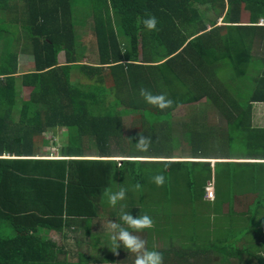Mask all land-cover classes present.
I'll return each instance as SVG.
<instances>
[{
    "label": "trees",
    "instance_id": "trees-1",
    "mask_svg": "<svg viewBox=\"0 0 264 264\" xmlns=\"http://www.w3.org/2000/svg\"><path fill=\"white\" fill-rule=\"evenodd\" d=\"M9 1L0 0V12L3 13L0 16V264H99L101 259H105L99 253L104 251L111 253L107 258L113 264H134L135 254L126 251L124 256L114 257L116 253L110 250L113 248L111 242L100 241L109 235L91 233L89 227L86 233L89 234L92 251H76L75 260L70 259L73 253L70 255L71 252L64 246L46 239L41 232L63 236V232L73 228L76 218L97 217L100 209H104L98 200L105 188H111L115 166L147 163L130 159L121 162L105 158L52 159L49 155H42L48 157L42 158L40 154H34L35 150L45 152L43 147L47 149L49 145L48 141L44 143L45 138L40 137L52 129L61 126L73 129L76 123H81V137L85 142L79 141L71 147L74 143L71 140L67 149L62 148V154L57 156L112 157L108 152L112 141L118 143L121 140L123 143V116H159V123L148 124V128L152 132L159 129L157 155H160L164 152V140L172 130L170 119L173 111L180 105H189L201 98H206L222 116H226V126L243 131L247 138L244 152L248 153L237 158L255 162H219L214 168L216 173L217 165L225 164L230 168L233 163L237 164L230 170L226 169V180L249 181L254 188V197L242 199L247 204L246 213H235L247 216L249 229L258 225L259 230L264 232V212L260 213L264 207V162H259L264 160V145L262 150L257 148L259 143L264 142V128L251 125V101L248 97L251 93L235 99L233 95L237 93L230 91L233 85L224 83L229 66L234 68L236 77L243 78L256 64L251 51L264 45V27L254 24L264 18V0ZM206 5L205 10L213 13V18L209 19L199 11L198 6ZM22 11H25L23 15ZM11 13L19 16L18 20L22 22L18 30L8 28L9 24L5 23L4 17L11 16ZM146 13L157 17L158 31L143 28L140 20ZM245 13L248 15L247 22L242 23L241 16ZM89 17L94 22L98 58L84 65L78 59L81 54L73 40V25L78 23L81 27ZM218 19L221 21L217 25ZM256 41L261 44H255ZM24 52L33 55L31 72L20 74L17 57ZM61 52L66 62L60 66L57 58ZM257 60L262 64L257 76L253 77L252 95L256 100L252 101L264 102V57ZM72 69L80 72L82 83L75 85L68 82ZM141 88L153 94L166 93L173 101L172 106L159 110L147 104L140 95ZM230 93L233 95L228 97ZM39 100H42L41 111L36 109ZM116 109H120L119 112ZM14 116L18 117L17 121H14ZM89 138L94 140L90 145L98 148L100 155L83 152L81 146L89 147ZM226 141H231V137L227 135ZM70 147L73 152H69ZM123 151L119 155L123 159L134 155ZM197 151L204 152L201 148ZM226 154L232 157L228 152ZM152 164H159V174L165 175L159 193L155 194L156 184H149L148 177H144V182H136L137 175H134L132 187L137 190L148 188L149 195L152 193L159 201V209L169 208L173 203L169 186L180 179L181 168L193 162ZM21 168L31 175L27 178L21 176ZM211 172L210 169V176H205L200 182L198 174L188 171L195 174L187 175L189 184L193 182L191 179L199 180V191L196 198L192 197L190 209H195V202H203V185L210 179ZM220 195L221 190L215 183V199L208 202L210 206L220 201L227 202ZM147 197L146 206H152ZM250 205L252 208H249ZM143 210L142 215L151 217L153 227L138 232L129 231L143 239L146 247L161 252L165 264H177V259L183 256H190L192 261L197 255L202 256L194 236L191 237V244L196 249L188 251L190 245L175 246L178 240L173 236L177 235L175 230L178 225L166 220L164 213L158 214L159 234L154 233L155 216L145 208ZM130 214L133 217L139 215L138 211H131ZM257 216H261L258 221ZM195 220L193 217V222ZM121 225L128 227L123 222ZM6 227L11 229V234L2 233ZM257 231L254 230V233ZM93 239H96L95 244ZM164 240L169 241L170 248L156 247ZM225 244L227 242L223 241L222 246ZM234 253L241 256L239 250ZM200 260V264L214 262L211 257L208 262H204V257ZM219 261L228 264L226 258L220 257ZM180 263L193 262L187 259Z\"/></svg>",
    "mask_w": 264,
    "mask_h": 264
},
{
    "label": "rangeland",
    "instance_id": "rangeland-1",
    "mask_svg": "<svg viewBox=\"0 0 264 264\" xmlns=\"http://www.w3.org/2000/svg\"><path fill=\"white\" fill-rule=\"evenodd\" d=\"M205 7H208V5L199 6L198 8L201 9L199 11L204 12L206 17H208L209 19L213 18L214 14L207 12L205 10ZM24 13L25 11H22L21 15H23ZM2 14L3 13L0 12V16H2ZM247 18V13L243 14L241 16V22L246 23ZM18 19L19 16L16 17L13 13H11V16L4 17L5 23L9 24L8 28L17 30L20 26H22V22ZM220 21L221 20L218 19L217 25L220 24ZM73 26V40H75L76 50L80 52L79 54H82L81 56H83L79 58V61L81 64L89 65V62L94 61V58L97 57L94 56V54H96L94 52V49L90 47L92 44L94 45L93 19L91 17L87 18L84 21V25H82L81 27L78 23H74ZM256 53L257 57L262 56V54L264 53V45H260V49L257 50ZM32 58V54L30 55L27 52H24L18 55L17 61L20 64L32 65ZM57 59L60 66L64 65L66 62L63 52L58 54ZM261 64L262 62L256 60V64L251 68L256 76L261 70V68H259ZM216 70L217 69H215V72H217ZM18 71L22 70L18 69ZM226 71L227 73L225 74L227 76L224 78V83H226L228 86L232 83H236V87L231 88L230 91L235 92L240 96H247L251 91V89L249 88L251 86L250 81L238 80V77L237 79L233 78V76L235 77V70L232 65L229 66ZM79 75L80 72L78 73L76 69L70 70L68 82L75 85L82 83ZM248 78L252 81V84L255 83L253 77L248 76ZM200 93L202 94L203 91H201ZM36 109H39V111L42 110V100L37 101ZM251 109L255 115L253 123V119L251 120L252 127L255 128V125H257V127H264V108H257L254 106V109L253 107ZM119 110L120 109H116L115 111L119 112ZM206 115L208 116V118L204 120V122L206 123L202 124V120H199L201 125L197 127L198 123L196 119H194L192 121V124H189L187 126L192 118H197L198 116L200 119H202ZM121 121L123 143L121 142V140H118V143L112 141L110 149L111 152L109 153H112L114 156L120 155L121 150H124V153L134 155H149L159 153V130H155V132H152L148 128V124L154 122L159 123V116H148L147 118H143V116L141 117L138 114H130L127 116H123L121 118ZM140 121L142 122L139 126ZM226 122L227 119L222 116V114H220L217 109L211 106L206 98H201L198 102L195 103L192 102L189 106L179 107L172 113L171 124H175L171 126L172 130H169L170 136L165 135V137L168 136V138H166L167 140H164L165 147H163V151L166 153L171 152V154H181L182 152L186 154H193L194 152L202 148L203 143L197 140V133L193 134L191 132V125L193 130L196 131L197 129L199 134L201 132V135L207 132L208 139L204 145V152H228V155L232 157H241L246 155L248 152L244 151H246L245 144L247 142V138H245V136L243 135V131L239 129H233L231 127L229 128V126H226ZM185 124L186 127L184 128ZM137 126L139 127L137 128ZM48 132V134L43 133L42 137H40V139L45 138L46 140L44 141V143L48 141L47 144L50 145V147L48 148L50 149L48 151L49 153H46H48L49 156L62 154V141L63 143H65L66 141V137L63 135L65 133L64 130L58 129L56 132H54V134H52L51 130ZM224 133L225 136L223 137ZM227 135L231 137V141H226ZM141 136L148 138L149 148L145 152L138 151L134 144ZM52 137L55 138L52 139ZM214 138L217 139V141H212V139ZM93 141L94 140L91 138L88 139L89 147L92 146L90 144L94 143ZM263 145L264 142H261L257 145V148L262 150L261 146ZM247 146L249 145L247 144ZM81 147H85V145H82ZM45 149L46 147H43V150ZM37 151L38 150H35V155H39L40 152ZM69 152H73V150L70 148ZM83 152L93 155V152H97V148L93 146L92 151V148L88 149L87 147H85L83 149ZM118 159L120 158L114 160L117 161ZM236 165V163H233L231 167L229 166L230 168H228L225 164H222L220 166L217 165L218 168L216 173L218 174L215 173V168L212 169L211 176L213 177L214 181L216 177L217 182L215 183L221 190L220 196L226 198L227 202L225 203L220 201L217 205H211L208 208L205 207L206 205L204 202L198 201L195 202V209L193 210L190 209V202L192 200V197L196 198V195L199 191V189L197 188L199 180H194L195 178L191 179L193 180V182L189 184L187 181V175L198 174L201 182V180L205 176H210L209 167H206L203 164L194 163L186 164L184 167H182L178 175L180 179H177V181H175L173 185L169 186V188L171 189L169 196L173 197V203L169 206V208L163 207L162 209H159V201L154 197L152 193L151 195H149L148 188H141L140 190H137L136 188L132 187L133 181H135L134 175H137L136 182H144V177H148V179L152 180L153 176L159 174V164L135 163V165L129 166L125 163H122V166H115L113 170L111 189L113 191H118L121 187H124L127 191L126 197L123 201L118 202L116 207L113 208L109 207L106 203H102L100 198L98 201L102 203L104 209H100L101 211L99 212V215L97 217L93 219L76 218L75 220H73V228L68 232L67 230L63 232V234H65L63 236H59L57 233L43 234V232H41V235H44L46 239H51L57 242L59 246H64L65 250L71 252L70 255L73 253V256L70 259L75 260L76 251H92L91 247L89 246V234L86 233L87 227L91 228V233L110 235L111 233L108 229V221L117 220L116 222L121 224L122 221L120 220V214L122 211H129L130 213L131 211L134 213H137L138 211V213L142 215V211H144L143 209L145 208L148 213L151 212L155 216L154 225H156V227H154V233L159 234V213H164L166 215V220L174 221L176 225H178L175 230L177 235L175 237L173 236V239L178 240V244L175 245L172 242L175 246L180 244L181 247L190 245L189 247H187L188 251H191L189 249H196V247L191 244V241H193L191 240V237L194 236L196 245L198 246V249L200 250L202 256L205 258L204 262H208V258L210 256L214 260V262H211V264H223L219 261L220 257L226 258L228 260V264H253V262L257 264V259L262 263V261H264V232H261L259 230L258 225H256L255 228L249 229L248 225L250 221L247 216L245 214L243 216H240L238 213H235L237 211L246 213L247 204L242 199H253L254 196L252 192L254 191V188L249 185V181L246 182L242 179L240 182L226 180V169L228 168L230 170ZM188 171H194L195 174L188 173ZM207 184L208 183L203 185L204 188L207 186ZM155 187L157 189L155 191V194L159 193V186L155 185ZM146 196H148L147 200L152 206H146ZM262 198L263 197L261 196V199ZM249 208H252V205H250ZM262 212H264V207L261 208L260 213ZM261 216H257L256 221H258ZM193 217L196 219L194 222ZM256 229H258V231L254 233V230ZM11 232L12 231L9 227H6L2 230V233L6 235L11 234ZM231 240H234L235 242H231ZM93 241V244H95L96 239H93ZM100 241L111 242L109 240V236L101 238ZM223 241H226L227 244L222 246ZM164 242L167 243V245ZM164 242L160 241L159 246H155L161 249H167L171 247V244L168 243V240H164ZM173 250L174 248L172 247L171 251ZM237 250L241 251V256H238L234 253ZM126 251L127 249L123 248L117 249L116 255L113 256H118L120 258L124 256V253ZM232 252L234 254L233 256L228 255V253ZM212 254L219 258H214ZM99 255L105 257V259H101V263L99 264H113L110 262V259L107 258L108 255H111V253L104 251L99 253ZM60 258H62L61 255ZM181 259L182 257L177 259L176 263L181 264L179 262V260ZM193 260L194 261L192 262L194 264H200L198 261L200 260L199 255H197V257H195Z\"/></svg>",
    "mask_w": 264,
    "mask_h": 264
},
{
    "label": "clouds",
    "instance_id": "clouds-1",
    "mask_svg": "<svg viewBox=\"0 0 264 264\" xmlns=\"http://www.w3.org/2000/svg\"><path fill=\"white\" fill-rule=\"evenodd\" d=\"M260 19H263V18H260ZM260 19H258L257 23H255L254 25L259 26V27H264L263 25H259ZM140 23L142 24L143 28L146 30L158 31L157 17L152 14L146 13L145 16L141 18ZM140 95L143 97L144 101L147 104H150L158 108L159 110H165L167 108H170L173 103V101L170 98H168L166 93L153 94L150 90L141 88ZM134 144L136 146V149L141 152H145L149 148L148 138H145L143 136H141L138 139V141ZM48 157H52V156H48ZM69 158L79 159V160L95 159L94 157H83V158L69 157ZM259 162H264V160L259 161ZM152 182H154L157 186L163 185L165 182V175L161 173V174H157L153 176ZM208 182L213 183L214 194H215V181L213 180L212 176L210 177L209 180H207L206 183ZM126 191L127 190L124 187H121L118 191H113L111 188H105L103 192L101 193V202L106 203L109 207L114 208L116 207L118 202L123 201L125 199ZM204 195H205V191H204ZM204 199L209 202H212L214 201L215 196L212 200L206 199L205 197ZM120 220L124 224H126L128 227L125 228L121 224L113 220L108 221V229L110 230V233H111L109 235V240L111 241V244L113 245L112 252L116 253L117 249H120V248L127 249V252L135 254L134 264H163L164 258L161 252L155 249H150L146 247V242L143 239H140L137 235H134L132 234L131 231H129V229H132L133 231L138 232L144 229L152 228L153 221L151 217L148 216L147 214H144V215L139 214L138 216L133 217V215H131L129 211H122L120 214ZM253 264H255V262H253ZM257 264H261L259 260Z\"/></svg>",
    "mask_w": 264,
    "mask_h": 264
},
{
    "label": "crops",
    "instance_id": "crops-1",
    "mask_svg": "<svg viewBox=\"0 0 264 264\" xmlns=\"http://www.w3.org/2000/svg\"><path fill=\"white\" fill-rule=\"evenodd\" d=\"M199 7V6H198ZM264 19V18H263ZM93 34H94V28H93ZM93 41H94V45L92 44L90 47H92L93 49H94V52L96 53V54H94V56H97V52H96V37H95V34H94V39H93ZM256 42H258V43H256ZM256 42H254L255 44H257V45H260L261 44V42H259V41H256ZM257 49H253V51H251V53H252V59H253V62L254 63H256V60L257 59H259V58H262V57H264V53L262 54V56H259V57H257ZM82 55V54H81ZM80 57H83V56H80ZM79 57V58H80ZM78 58V59H79ZM97 58H98V56L96 57V58H94V60H97ZM93 62V61H92ZM90 63H91V61H90ZM31 66L32 65H28V64H20V63H18V69L19 70H22V71H18V72H20V74H24V73H28V72H31ZM77 72L79 73V71L77 70ZM253 75V76H252ZM227 75L225 74V77H226ZM231 76H233V75H231ZM248 76H251V77H255L256 76V74L254 73V71L253 70H251L250 69V71H248L246 74H245V76L243 77V78H238V80H244V81H250V83H251V86L249 87L250 89H251V91H250V95L248 96L250 99V103H251V108L253 107V109H254V106L255 107H257V108H264V102H258V101H252V100H256L255 98H254V95H252L253 94V90H254V86L252 85V81L248 78ZM233 78H235V79H237V77L235 76H233ZM209 80V79H208ZM231 85H233V87H236V83H232ZM230 85V86H231ZM233 93H235V92H233ZM233 93L231 94H229V96L228 97H230L231 95H233ZM240 95H238V94H235V95H233V97L236 99L237 97H239ZM226 100H228L227 98H225ZM244 99L245 98H243L242 100H241V102H243L244 101ZM210 103V102H209ZM190 105V104H189ZM189 105H180V106H178L177 108H179V107H185V106H189ZM210 105L211 106H213L214 107V105L213 104H211L210 103ZM215 108V107H214ZM216 109V108H215ZM176 110V109H175ZM220 113V112H219ZM221 114V113H220ZM225 118H226V116L225 115H223ZM254 117H255V115H254V112H252V109H251V120L253 119V121H252V123L254 122ZM206 118H208V116L206 115L204 118H202V119H200L198 116H197V118H192L191 119V121L187 124V126L189 125V124H192V121L194 120V119H196V121H197V123H198V125H197V127L198 126H200L201 125V123H200V121L199 120H202V124L203 123H206V122H204V120L206 119ZM18 120V117L17 116H14V121H17ZM171 121H172V115H171V119H170V125L171 126H173L175 123H173V124H171ZM226 124H227V122H226ZM81 123H76L75 124V126H74V128L73 129H70V128H68L67 126H61V127H59V128H55V129H52L51 130V132H52V134H54V132H56L58 129H60L61 128V130H64V136L66 137V141H65V143H63V141H62V138H61V141H62V146H63V148H65V149H67V146H69V142L72 140L74 143H73V145L71 146V147H73V146H76L78 143H79V141H81V142H85V139L83 138V137H81V135H82V133H81V131H80V128H81ZM252 125V124H251ZM186 127V124L184 125V128ZM196 127V128H197ZM255 128H264V127H257V125H255ZM159 130V129H158ZM190 130H191V132L193 133V134H195V133H197L196 134V137L198 138L197 140L199 141V142H201V143H203V146H202V148L201 149H205V143H206V141H207V139H208V137H207V132L205 133V134H203V135H201V132H200V134L198 133V130L196 129V131L195 130H193V128L191 127V125H190ZM48 133H50V132H48ZM47 133V134H48ZM46 134V135H47ZM79 134V135H78ZM195 136V135H194ZM55 137H52V139H54ZM37 138H35V140H36ZM212 141H217V139H212ZM88 143V142H87ZM64 144V145H63ZM62 146H61V148H62ZM93 146L94 145H92V146H90V147H87V145H85V147H87L88 149L89 148H92V151H93ZM49 147H50V145H49ZM70 147V148H71ZM85 147H82L83 149L85 148ZM52 148H54V147H52ZM50 149H46V150H44L45 152H40L39 154L41 155V157H42V155H45V156H47L48 155V151H49ZM55 150H56V148H55ZM179 150H180V147H179ZM46 152H48V153H46ZM99 150H98V148H97V152L95 153V152H93V156H98V155H100L99 154ZM108 152H111L110 150H108ZM178 152H180V151H178ZM227 153V152H226ZM226 153H224V152H198V151H196V152H194L193 154H186V153H184V152H182L181 154H171V152L170 153H166V152H163L162 154H160V155H157V153H155V155H144V154H137V155H130L131 157L130 158H121L119 155H117V157H114V155L111 153V155H112V157H95V159H112V160H116L117 158H120V159H118L117 161L118 162H121L122 160H125V159H130V160H133V161H140V162H142V163H150V164H152V163H159V162H186V161H188V162H193L194 164H203V165H205L206 167H210V169H213L214 168V166H215V164H217V163H227V162H250V161H255V160H240L239 158H235V157H229V156H227V154ZM167 154H169V155H167ZM110 155V156H111ZM42 157V158H48V157ZM128 156V155H127ZM50 158H52V159H70L69 157H67V158H61V157H57V156H52V157H50ZM231 158H235V159H231ZM116 161V162H117ZM117 166H119V165H117ZM19 174L21 175V176H24V177H28V176H30L31 174H26V172L25 171H23L22 170V168H21V170L19 171ZM45 175H47V173L45 174ZM44 175V176H45ZM44 179H45V177H44ZM45 180H47V179H45ZM47 181H49V180H47ZM207 182V181H206ZM149 184H153V182H152V180L150 179L149 180ZM203 202L205 203V207H210V203H208L209 201H207V200H205V199H203ZM52 233H54V232H52ZM173 243H174V241H172ZM189 258H187V257H182V259L181 260H179V262H182V263H184L187 259L189 260V261H191L192 262V260L190 259V256H188ZM210 257V256H209ZM200 259H202L203 260V257L202 256H200ZM199 262L201 261V260H198ZM163 263L165 264V262H164V259H163Z\"/></svg>",
    "mask_w": 264,
    "mask_h": 264
},
{
    "label": "built area",
    "instance_id": "built-area-1",
    "mask_svg": "<svg viewBox=\"0 0 264 264\" xmlns=\"http://www.w3.org/2000/svg\"><path fill=\"white\" fill-rule=\"evenodd\" d=\"M259 24H261V25L264 26V20L263 19H260ZM204 191H205L204 197L206 199L212 200L214 198L215 194H214V186H213V183H209L208 182V184L205 187Z\"/></svg>",
    "mask_w": 264,
    "mask_h": 264
}]
</instances>
